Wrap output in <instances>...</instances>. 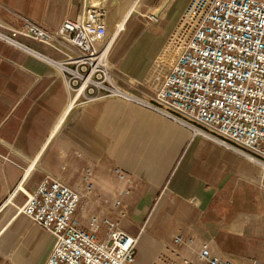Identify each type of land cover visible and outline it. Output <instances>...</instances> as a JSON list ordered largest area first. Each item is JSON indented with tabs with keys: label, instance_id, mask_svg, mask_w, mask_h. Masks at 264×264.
I'll return each instance as SVG.
<instances>
[{
	"label": "crops",
	"instance_id": "obj_1",
	"mask_svg": "<svg viewBox=\"0 0 264 264\" xmlns=\"http://www.w3.org/2000/svg\"><path fill=\"white\" fill-rule=\"evenodd\" d=\"M190 2L0 0V29L10 33L6 27L31 20L54 31L93 7L118 24L131 13L110 53L112 73L118 86L148 97L160 84L154 69L173 51L170 38ZM122 3L127 13L119 19ZM16 38L39 55L0 40V257L10 264L47 257L54 238L29 227L26 204L16 209L15 201L48 175L74 186L90 169L96 204H84L82 212L100 211L121 196L124 223L147 228L138 264H149L157 246L152 238L171 242L175 234L210 241L238 264L264 262L263 166L115 96L81 97L66 112L74 92L41 56L62 60L75 49Z\"/></svg>",
	"mask_w": 264,
	"mask_h": 264
},
{
	"label": "built area",
	"instance_id": "obj_2",
	"mask_svg": "<svg viewBox=\"0 0 264 264\" xmlns=\"http://www.w3.org/2000/svg\"><path fill=\"white\" fill-rule=\"evenodd\" d=\"M121 12L119 19L127 13ZM124 27L93 7L54 31L31 20L21 28L6 27L10 33L0 29V40L36 55L16 36L69 44L75 54L62 60L40 56L66 78L74 102L127 100L264 167V0H191L170 38L175 61L148 97L121 88L113 77L110 53ZM95 188L87 169L77 185L48 175L22 191L27 218L54 238L42 264H137L139 237L123 226L121 196L100 211L82 212L84 204H96ZM171 243L165 264H238L197 236L175 234ZM243 264L264 262L253 258Z\"/></svg>",
	"mask_w": 264,
	"mask_h": 264
},
{
	"label": "rangeland",
	"instance_id": "obj_3",
	"mask_svg": "<svg viewBox=\"0 0 264 264\" xmlns=\"http://www.w3.org/2000/svg\"><path fill=\"white\" fill-rule=\"evenodd\" d=\"M121 11H122L121 12L122 15H124L125 12H127L126 9L123 8V3H122V9H121ZM175 58H176V50L174 49L173 51L169 52L168 55H167V57L163 60V65L161 67L162 68L161 70H158L157 69L160 66L157 63V67L154 69V72H153L154 81L158 77L160 78L159 82L164 78V76L167 73V71L169 70V68L173 65V63L175 61ZM25 202H26V197H24L23 194L21 193L19 195V197L16 199L14 206H15L16 209H18V208L24 206L25 205ZM109 205L110 204H108L107 207ZM3 212H4V210L2 209V211L0 213V216L3 214ZM124 222H125V220H123V226L129 232H131V233H139V232H142L141 234L137 235V237H139V242L142 239V237L145 236L148 233L147 232V228L145 226H141L138 223H134L133 221H129V220L126 223H124ZM28 226L29 227H35L37 225L34 224L32 221L29 220ZM41 231L43 233H46V234L50 235L49 233L45 232L42 229H41ZM148 236L150 238H152L150 235H148ZM152 239L155 240V242L157 243V246H153V248H151L150 251H149V253H150V255H149L150 256L149 264L152 261H154L156 264H165V263H167V262H163L162 257L164 256V254L167 253V250L169 251L172 248V246H173L172 243L169 242V241H162V240H157V239H154V238H152ZM139 242H138V258H139V255H140ZM160 245H163V247H161ZM45 258L44 259H37V260L31 261L30 264H42L44 262ZM0 261L3 262L4 264H10L9 261H7L6 259H4L2 257H0ZM137 264H138V262H137Z\"/></svg>",
	"mask_w": 264,
	"mask_h": 264
},
{
	"label": "bare ground",
	"instance_id": "obj_4",
	"mask_svg": "<svg viewBox=\"0 0 264 264\" xmlns=\"http://www.w3.org/2000/svg\"><path fill=\"white\" fill-rule=\"evenodd\" d=\"M124 23L125 21H122L118 24V29H122L124 27ZM79 93L77 94V96L75 97H78ZM77 105V102H74V100L71 101V104L68 108V110L66 112H71V110L74 109V107ZM10 199V198H9ZM22 211L24 212V214H26V206L22 209ZM27 215V214H26ZM38 226V225H37ZM156 264V263H155Z\"/></svg>",
	"mask_w": 264,
	"mask_h": 264
}]
</instances>
